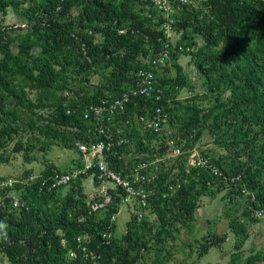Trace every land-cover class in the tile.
Listing matches in <instances>:
<instances>
[{"label": "trees", "instance_id": "trees-1", "mask_svg": "<svg viewBox=\"0 0 264 264\" xmlns=\"http://www.w3.org/2000/svg\"><path fill=\"white\" fill-rule=\"evenodd\" d=\"M24 1L29 4L24 14L27 28L17 29L15 37L0 29V151L14 144L13 152L24 153L30 164L36 162L30 156L36 144L42 153L58 141L75 150L77 140L95 139V125L84 118L85 108L135 86L136 72L150 67L149 61L163 49L166 38L163 16L151 0ZM9 6L18 3L0 0V14ZM174 19V34L182 33L178 45L195 48L187 53L203 79L202 101L209 99L212 105L205 108L192 103L195 97L183 106L175 99L187 78H182L180 70L176 78L162 79L161 70H156L158 86L171 95L166 107L168 126L175 129L179 124V132L170 138L193 147L208 129L227 152L218 158L206 152L222 176L200 169L187 175L186 157L178 159L182 189L171 198L153 196L150 214L155 219L138 222L132 214L126 233L119 237L111 218L120 212L122 190H109L111 201L94 210L92 203H103L105 198L88 197L86 176L70 186L49 190L42 181L61 171L57 166L46 165L35 182L25 185L22 181L34 174L28 171L14 188L0 191V255L6 264H91L69 257L77 247V237L87 235L104 264H140L147 252L155 253L156 264H164L172 257L171 252L162 257L165 243L175 240L181 229L192 227L202 197L224 191L236 209L234 216H228L232 218L229 227L241 242L237 250L249 237L245 222L261 221L252 215L255 209H264V0H202L197 9L190 3L180 7ZM180 54L174 52L172 60ZM91 75H100L92 89L84 86L77 91L72 86L79 79L90 84ZM19 76L31 79L44 99L38 103L27 99L14 84ZM64 91L76 99L69 101ZM144 104L142 98L132 101L126 115L133 119L134 113L142 114ZM131 129L127 136L136 142L134 161L126 165L113 159L111 165L117 172L127 173L134 162L146 160L135 155L152 156L158 147L161 154L168 152L167 137L150 132L141 136L136 126ZM24 132L29 133L27 141ZM125 151L131 153V149ZM0 161L8 164L11 159L2 156ZM169 177L170 173H162L159 190H165ZM95 183L100 185L96 177ZM244 188L256 201L243 195ZM241 205L244 212L239 215ZM109 231L113 236L105 244L102 237ZM226 240V235L209 233L200 241L199 258L211 248H222ZM262 260L257 256L248 263Z\"/></svg>", "mask_w": 264, "mask_h": 264}, {"label": "built area", "instance_id": "built-area-1", "mask_svg": "<svg viewBox=\"0 0 264 264\" xmlns=\"http://www.w3.org/2000/svg\"><path fill=\"white\" fill-rule=\"evenodd\" d=\"M191 0H151L154 8L158 10L164 19L162 31L165 35L163 49L149 61V68H140L136 72L135 86L122 92L115 98L103 99L100 103L91 104L84 110V118L94 123L95 139L89 141L77 140L75 151L80 157V163L68 170L55 172L54 175L42 181V186L49 190H54L70 186L83 176L87 178V184L105 198L103 203L94 202L93 209L103 208L111 201L109 190L116 188L122 190L121 205L133 207V214L136 215L138 222H143L151 207V200L156 194H161L163 198H171L182 189L183 181L179 179L181 172L178 159L186 157L183 169L187 175L194 169L210 172L216 177L222 176V172L214 163L213 158L203 153H199L196 145L185 147L178 144L173 138L167 139L168 152L161 154L160 147L152 156L135 155L146 160L134 162L130 171L117 172L112 167V160L118 159L128 165L134 161L135 140L129 139L127 131L132 133V127H137L141 136L146 132L162 136L165 126L169 124L170 114L166 111L167 104L171 102V95L164 87L157 84L156 70L168 68L171 65L174 52L181 54L194 52V47L178 45L174 40V15L180 7L187 5ZM144 99L143 113H134L133 119L126 115L132 101ZM151 103V106L148 105ZM72 110L68 109L67 114ZM135 124V125H134ZM144 143L148 144L144 139ZM158 144L154 142V145ZM118 148V149H117ZM122 148L123 151H120ZM131 149V153H126ZM128 167V166H127ZM94 172V173H93ZM164 172L170 173L169 179L164 183L165 190H159L158 183ZM93 173V174H91ZM39 175L32 174L22 181L28 185L35 182ZM95 177L100 182L99 186L95 183ZM240 179V177L238 178ZM186 182V181H184ZM19 183L17 179L7 178L0 180V191L14 188ZM161 191V192H160ZM243 195L251 197L256 201L255 195L251 194L247 188L242 191ZM100 196V197H101ZM99 198V197H98ZM93 198L91 200H96ZM118 215V214H117ZM111 218L112 223H116V217ZM254 218L264 220V209H255ZM113 234L111 231L103 234L105 244H110ZM77 247L69 253L71 259L81 257L91 264H104L103 256L97 250L90 247V236H78L76 239Z\"/></svg>", "mask_w": 264, "mask_h": 264}, {"label": "rangeland", "instance_id": "rangeland-1", "mask_svg": "<svg viewBox=\"0 0 264 264\" xmlns=\"http://www.w3.org/2000/svg\"><path fill=\"white\" fill-rule=\"evenodd\" d=\"M16 3H18V6H9L6 8V10L0 14V29H7L9 35H13L12 37H15L14 35L16 34V30L19 28H27L28 21L27 18H25L24 14L28 9L29 4L24 3V0H15ZM33 1V0H30ZM202 0H191L190 4L195 7L196 9L200 5ZM182 34V33H181ZM181 34L175 33L174 35V40L175 41H180L181 40ZM14 50H16V45H14ZM35 52H38V49L35 50ZM182 56H190L188 53H183L180 54ZM188 76L193 75L191 73H188ZM177 75V74H176ZM187 76V77H188ZM199 77L196 75V78ZM91 82L90 84H86V82L82 79H79L78 81H72L71 84L76 88L77 91L80 89L84 88V86H87L86 89L90 90L96 85L99 84L100 81V75H91L90 78ZM192 82V83H191ZM15 86L18 88V90H22L27 94V99L30 98L33 100V102L38 103L39 98H43L41 92L37 89L36 85L31 79H27L24 76H19L16 81H15ZM184 89H189L193 90V94H188L182 93L180 95L181 99L180 102L183 106L188 105L190 103L189 101L191 99H195L192 103L199 104L200 106L208 107L212 105L209 99H204L202 94L204 93V88H203V79L202 78H197L195 81H187L185 83ZM22 92V91H21ZM60 96V95H59ZM63 96L67 97L69 101L72 99H76V96L70 94L68 91L63 92ZM200 96V97H198ZM177 98V97H176ZM176 100V99H175ZM213 102V100H212ZM214 103V102H213ZM40 112V111H39ZM178 123L175 125V129H171L170 126H165L162 132V136H165L167 138H170L172 135L176 134L178 131ZM23 140L27 141L29 138V133L24 132L22 133ZM216 138L212 137L208 129L204 131L201 139L196 145V149L199 153L206 154V152L212 153L213 156L216 158L226 155L227 152L226 150L221 147V141H215ZM42 143H46V140L44 138L41 139ZM36 143V140H35ZM36 149L34 150L33 153H30L31 158H34L36 162H32L30 164L26 163L25 158H24V153L22 154H15L13 152L14 144L10 145L6 151H0V158L2 156H9L11 159V162L8 164H3L0 161V178H13V179H22L23 176L25 175L26 172L31 171L35 175H40L42 170L46 167V165L49 164H54L57 165L60 170H63L66 166V163L68 161V156L75 152V150H69L64 148V144L60 143H53L52 145L45 147L44 152H40V144H36ZM89 184V183H88ZM86 183V190L85 192L87 193L88 197L90 199L93 198H98L101 195L98 193L97 196L95 195V191L93 188H91L89 185ZM226 193L227 192H222L218 194L215 197H210V196H204L202 197L199 206L202 207V211L205 210L208 212L209 218H211L212 223H214L216 220L215 218H219L221 220H224L225 222L230 223L232 218L228 216V213L234 216L235 208L233 204H231L230 200L226 198ZM245 196V195H244ZM247 197V196H245ZM245 199V198H244ZM240 199L241 203H243L245 200ZM203 200V201H202ZM206 203H208L206 205ZM242 206V205H241ZM237 207V209H241L244 212V206L242 207ZM231 210L233 212H231ZM240 210V212H241ZM231 212V213H230ZM236 213V212H235ZM133 214V207L132 206H127V205H122L120 208V212L118 213L116 217V236H123L126 231H127V226L128 223L131 219V215ZM241 213H239L240 215ZM201 215V211L196 212V216ZM206 214L202 213V217L200 218L201 221L204 218ZM232 216V217H233ZM148 220L151 222L155 216L150 214V211L147 214ZM196 221V219H195ZM195 221L193 224H195ZM218 221V220H217ZM249 221V220H247ZM201 223V222H200ZM211 223V226H212ZM245 225L247 227V230L249 232V237L246 240L245 244L242 245V248L240 250L236 249L237 244H241L239 240L237 239L236 241V236L235 238L233 237L229 241H227L224 244V248L222 250H218L217 248H212L211 251L207 255H203L202 258H199V252L202 251L201 246L199 245L200 243L196 241H191L188 243V247H186L185 244H187L186 240L181 239L179 236L176 237L175 240H168L165 243V248L164 252L162 253L163 256H167L168 252L172 253V257H170L164 264H248V259L249 258H255L257 256L260 257V260H262V256L264 253V223L259 224L258 222H245ZM228 225V229H226L227 232H231V229ZM203 227H206L204 225ZM192 229V227H191ZM198 229V228H197ZM202 229V227H201ZM204 230L198 229L197 237L196 240H202L204 233ZM226 232V233H227ZM185 248L191 252V254L187 255H180ZM144 257L142 259V262L140 264H156V256L154 252H147L144 253ZM227 257V258H224ZM235 258V259H233ZM225 260V261H224ZM0 264H6V260H4V257L0 255ZM257 264H264V260L259 261Z\"/></svg>", "mask_w": 264, "mask_h": 264}, {"label": "crops", "instance_id": "crops-1", "mask_svg": "<svg viewBox=\"0 0 264 264\" xmlns=\"http://www.w3.org/2000/svg\"><path fill=\"white\" fill-rule=\"evenodd\" d=\"M180 70H181V72H180ZM179 72L182 73V75H183L182 78H184V77L187 78V81H192V80L195 81V79L199 78V77L196 78V75L198 76V70L196 69V66H195L194 61L192 60V57L191 56H182V55L178 56L177 58L175 57L174 60L171 62V65L168 68L161 70L159 75H160V77H162V79L166 78L167 80H169L170 78H176L179 75ZM188 73H191L193 75V78H192V76H188L189 75ZM182 93H185L186 95L188 93L191 95L194 93V91L192 89L191 90H189V89L187 90L184 88L179 89V91L177 93L176 101H180L181 99H183L180 97V95ZM68 157L69 158H68V161L66 163V166L64 168H62L63 170H68V169L72 168L73 166H76L77 164L80 163V157L76 153V151L73 152L72 154H70V156H68ZM55 166H57V165H55ZM207 204L208 203H206V205ZM202 209H203L202 207H198L197 211H201V215H199V216L195 215L196 221H195V224L192 225V229L191 228L190 229H187V228L181 229V232L176 235V237L179 236L181 239L186 240V242H187V244H185L186 247H188V243L191 241H193V242L196 241V242L200 243L201 240H198V239L196 240V237H197L196 235L198 233V229L204 230L203 231V233H204L203 237L207 236L209 233L216 234V235H226L227 236L226 242L229 241L230 239H232L233 237L235 238V235L232 233V231L231 232L226 231V229H228L227 226L229 225L228 222H225L224 220H221L219 218H215L216 221L214 223H212L211 218H209V216L207 215L208 212H206V208L203 211H202ZM242 212H243V210H241V212H239V213L242 214ZM202 213L206 214L204 216V218L202 219L203 221H201V219H200L202 217ZM154 219L155 218H153V220ZM211 223H212V226H211ZM258 223L261 224V223H264V221L261 220V221H258ZM204 225H206V227H203ZM201 227H202V229H201ZM235 239L237 241V238H235ZM223 248H224V245L222 246V248L220 250H222ZM211 249H210V251H211ZM217 249L219 250V248H217ZM184 254L189 255V254H191V252H189V250L187 248H185V250L180 255L182 256ZM224 258H227V257H224Z\"/></svg>", "mask_w": 264, "mask_h": 264}, {"label": "clouds", "instance_id": "clouds-1", "mask_svg": "<svg viewBox=\"0 0 264 264\" xmlns=\"http://www.w3.org/2000/svg\"><path fill=\"white\" fill-rule=\"evenodd\" d=\"M5 236H6V234H5Z\"/></svg>", "mask_w": 264, "mask_h": 264}]
</instances>
